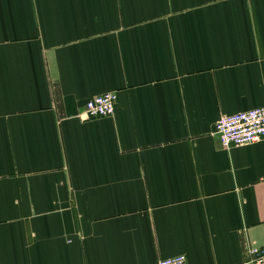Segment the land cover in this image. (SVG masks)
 I'll list each match as a JSON object with an SVG mask.
<instances>
[{
  "label": "crops",
  "instance_id": "0c3cea01",
  "mask_svg": "<svg viewBox=\"0 0 264 264\" xmlns=\"http://www.w3.org/2000/svg\"><path fill=\"white\" fill-rule=\"evenodd\" d=\"M262 105L264 0H0V264H250Z\"/></svg>",
  "mask_w": 264,
  "mask_h": 264
},
{
  "label": "built area",
  "instance_id": "2783aa9c",
  "mask_svg": "<svg viewBox=\"0 0 264 264\" xmlns=\"http://www.w3.org/2000/svg\"><path fill=\"white\" fill-rule=\"evenodd\" d=\"M116 97L114 92L92 95L85 101L82 113L94 117L112 116ZM214 132L224 147L245 145L264 138V105L220 115ZM249 251L253 254L250 264H264V244L250 247ZM155 264H187V258L184 253H179L159 259Z\"/></svg>",
  "mask_w": 264,
  "mask_h": 264
}]
</instances>
